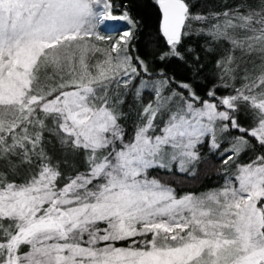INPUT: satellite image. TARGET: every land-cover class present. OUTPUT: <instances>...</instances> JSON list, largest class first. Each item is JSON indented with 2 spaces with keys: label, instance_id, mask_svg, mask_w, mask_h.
I'll return each instance as SVG.
<instances>
[{
  "label": "snow or ice",
  "instance_id": "obj_1",
  "mask_svg": "<svg viewBox=\"0 0 264 264\" xmlns=\"http://www.w3.org/2000/svg\"><path fill=\"white\" fill-rule=\"evenodd\" d=\"M154 3L161 62L216 50L204 96L135 52L122 0H0V264H264V0ZM205 150L219 187L155 175Z\"/></svg>",
  "mask_w": 264,
  "mask_h": 264
},
{
  "label": "trees",
  "instance_id": "obj_2",
  "mask_svg": "<svg viewBox=\"0 0 264 264\" xmlns=\"http://www.w3.org/2000/svg\"><path fill=\"white\" fill-rule=\"evenodd\" d=\"M122 2L129 5L132 14L140 22L141 29L134 41L135 52L142 58L149 60L151 70L159 71L163 69L169 76H174L177 81L192 84L197 94L201 96H204L213 84L219 83L214 76V61L218 58L215 54L216 50L211 52L205 51L209 45L206 44L203 38L194 36L185 42V47L190 46L193 50L192 52H185L186 62L176 59L161 62L158 57L163 51L167 50V46L158 31L159 13L154 0H122ZM188 2L191 5L193 13L212 14L235 7L241 0H188ZM251 2L258 3L259 0H251ZM101 46L106 47L107 45L101 44ZM236 55L243 68L249 57L246 55L241 56L240 53H236ZM196 56L200 57L199 61L195 59ZM252 59L256 60V63L259 64V60L255 56ZM201 65L203 66L202 69ZM248 67L251 69L252 65L248 64ZM251 74L257 75L258 73ZM236 87H241V85L237 83ZM228 94L229 92L223 88L218 92L220 96ZM149 98L150 96L145 93V100ZM238 118L244 125L249 123L247 114L244 112ZM233 135H238V133L233 132ZM260 151L261 149L257 146L256 153L258 154ZM253 155V153H249L243 159L247 160ZM155 175L166 182L174 181L175 186L181 193L195 192L199 194L215 189L223 183L219 159L209 156L206 150L204 162L194 170V175H169L164 172H156Z\"/></svg>",
  "mask_w": 264,
  "mask_h": 264
}]
</instances>
